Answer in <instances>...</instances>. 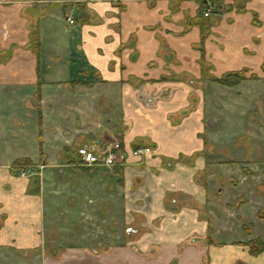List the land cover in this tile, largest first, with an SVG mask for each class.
Instances as JSON below:
<instances>
[{"label": "crops", "instance_id": "0c3cea01", "mask_svg": "<svg viewBox=\"0 0 264 264\" xmlns=\"http://www.w3.org/2000/svg\"><path fill=\"white\" fill-rule=\"evenodd\" d=\"M263 63L264 0H0V264H264ZM220 101L250 125L223 159Z\"/></svg>", "mask_w": 264, "mask_h": 264}, {"label": "rangeland", "instance_id": "374dc122", "mask_svg": "<svg viewBox=\"0 0 264 264\" xmlns=\"http://www.w3.org/2000/svg\"><path fill=\"white\" fill-rule=\"evenodd\" d=\"M258 92H259V94H261V98H264V87L263 86H261V88H259ZM208 112L209 113H208L207 118H208V125L210 127L209 128L210 137H211L210 143H218L216 145L219 146L220 149L222 150L221 154L216 155V157L221 158V159H223L224 157L229 158V156H232V152H233L234 148L237 147L238 143H241L242 137H244L246 139V137L249 136L244 131V129L249 128L250 125L247 123V120H244V119H242V117H240L238 110H235L234 108L225 109L224 105L221 103V101H220V103L219 102L216 104L214 103V105L208 109ZM261 112H263V115H264V108L261 111H260V108L258 106H257V109H255V108L252 109V111H251V115L253 117L252 119L258 120ZM251 121L252 120H250V122ZM248 133H250V132H248ZM263 139H264V132H262L260 130L259 141L261 142ZM259 145L261 146L262 144L259 143ZM236 150H237V148H236ZM215 154H212V158H215V156H214ZM261 169L258 170L259 174H260V172H262ZM102 214L103 213H100L101 216H102ZM117 216L120 219H123V217H124L123 211L120 210L117 213ZM120 222L121 221L119 220L120 226L118 225L119 227L117 228V232H118V234H120V236L125 237V235L127 233V229L124 228L125 225H124V223H122L123 221L121 223ZM90 229L91 228H87V229L86 228H84V229L80 228V230H79V228L77 226V227H75V229H73V231H77V232L80 231L83 235H86L88 237L91 235L90 234L91 231H89ZM106 231L107 230H105V228H104V230H99L98 232H100V234L98 235V237L104 238L103 235L106 234ZM108 231H110V230L108 229ZM71 232H72V230L70 229L69 231H66V234L68 235V233H71ZM130 232H132V230ZM58 250H60V249H58ZM63 264H66V263H63Z\"/></svg>", "mask_w": 264, "mask_h": 264}, {"label": "built area", "instance_id": "2783aa9c", "mask_svg": "<svg viewBox=\"0 0 264 264\" xmlns=\"http://www.w3.org/2000/svg\"><path fill=\"white\" fill-rule=\"evenodd\" d=\"M214 9V5L208 3L204 17H208ZM69 24H73L74 21L70 18L67 19ZM145 149H134L130 154L137 156ZM77 154L81 157L85 165L94 166L100 165L106 168H113L116 166H122L127 161V154L122 150L120 143H110L103 147L89 146L77 149ZM24 172L22 173V175Z\"/></svg>", "mask_w": 264, "mask_h": 264}, {"label": "trees", "instance_id": "16d2710c", "mask_svg": "<svg viewBox=\"0 0 264 264\" xmlns=\"http://www.w3.org/2000/svg\"><path fill=\"white\" fill-rule=\"evenodd\" d=\"M212 4L214 5V9H213L214 12H220L222 7H224L221 1H213ZM202 8H204V6H202ZM202 40H203V36H202ZM261 69L264 72V63ZM244 78L245 77L243 72H231L221 77V79H219L218 82L227 86H233L244 80ZM248 246L250 248V252L255 255L264 251V241L254 240L248 243Z\"/></svg>", "mask_w": 264, "mask_h": 264}, {"label": "water", "instance_id": "95a60500", "mask_svg": "<svg viewBox=\"0 0 264 264\" xmlns=\"http://www.w3.org/2000/svg\"><path fill=\"white\" fill-rule=\"evenodd\" d=\"M131 231V229H127V232L129 233Z\"/></svg>", "mask_w": 264, "mask_h": 264}]
</instances>
